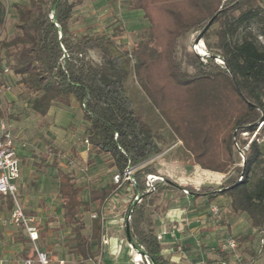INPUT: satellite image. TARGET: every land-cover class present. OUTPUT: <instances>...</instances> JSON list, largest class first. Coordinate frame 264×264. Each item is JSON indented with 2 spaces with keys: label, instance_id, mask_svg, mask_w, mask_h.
I'll list each match as a JSON object with an SVG mask.
<instances>
[{
  "label": "trees",
  "instance_id": "obj_1",
  "mask_svg": "<svg viewBox=\"0 0 264 264\" xmlns=\"http://www.w3.org/2000/svg\"><path fill=\"white\" fill-rule=\"evenodd\" d=\"M81 2L12 3L18 33L12 38L0 39V72L6 66L18 76L15 83L34 95L29 105L36 115H45L54 104L68 107L75 102L87 123L84 139L94 153L107 154L109 165L116 172L123 173L128 167L133 169L132 188L134 195L140 197L135 204L131 200L126 211L130 215L133 243L157 264H170L161 254L162 245L153 229H145L141 224L146 220L148 205L159 193L185 188L163 176L153 180L154 190L147 185V174H154L148 160L160 153L161 148L148 122L134 110L126 93L124 58L134 59L133 71L142 90L163 114L194 163L224 174L217 185L186 189L196 197L226 195L230 210L246 213L250 226L261 230L264 227V166L263 173L253 182L251 175L261 162L264 139L258 141L259 136H255L246 150L241 151L237 146L246 143L239 140L242 133L251 134L260 121L264 124V45L251 31L240 41L236 35L256 21L258 35L264 37V0H129V8L141 11L148 23L140 40L129 50H120L113 35L93 33L73 37L69 20L73 8ZM4 13L5 4L0 0V28ZM215 14L202 36L207 54L200 56L192 50L184 53L186 63L192 68L188 72L176 55L178 38L191 32L196 37ZM213 25H216V39L209 42L207 37ZM93 48L105 55L103 65L91 59L89 49ZM157 73L158 78L167 77L180 90V100L163 99L166 87L163 81L157 80ZM0 115H3L1 107ZM259 131L263 133L264 126ZM238 153H242V160L238 159ZM49 155V151L41 152L34 166L37 170L45 166L55 169L63 225L72 234L69 250L79 256L77 264H85L101 252V206L116 185L92 188L88 198L81 199L83 186L76 183L72 172L59 167L56 152L50 162ZM7 205H12L9 196ZM83 211L94 213L88 232H84ZM40 236H45V230L40 231ZM253 237L254 233H248L236 239L242 245ZM18 239L23 244L20 259L42 264L31 240L22 234ZM218 252L224 256V252ZM251 255L250 264H264V258L257 261L256 252ZM140 264L153 263L141 256Z\"/></svg>",
  "mask_w": 264,
  "mask_h": 264
},
{
  "label": "rangeland",
  "instance_id": "obj_2",
  "mask_svg": "<svg viewBox=\"0 0 264 264\" xmlns=\"http://www.w3.org/2000/svg\"><path fill=\"white\" fill-rule=\"evenodd\" d=\"M26 1L27 0H3L5 4V13L4 22L0 28V39H9L18 33L14 27L17 16L11 4L14 2ZM128 1L129 0H82L80 4L73 8L69 20V29L72 36L79 37L83 34L93 33L113 35L115 44L120 50L131 49L140 40L143 28L147 26L148 23L141 11L129 8ZM215 29L216 25L210 28L207 37L209 42H214L216 39L214 34ZM258 29L259 24L253 21L249 29H240L238 31L236 35L237 41H240L248 31H251L253 34L257 35L258 41L264 45V37L258 35ZM194 37L195 32L187 33L178 38L176 46L177 58L181 60L182 66L188 72H191L192 68L185 61V51L192 50L202 56L193 49ZM203 47V49L207 51L205 44ZM89 55L97 65L101 66L105 62L106 57L98 48L89 49ZM124 61L127 66V75L124 81L126 93L132 102L134 110L142 114L148 122L152 133L158 141L157 143L161 148V152L174 142H181L171 131L163 114L158 108L154 107L149 97L142 90L140 82L135 77L133 71L134 59L124 58ZM158 73L156 75L157 80L163 81L162 84L166 87L163 99L180 100L182 95L180 90L176 88L167 77L165 79L158 78ZM6 78V80H8V93H10V97H8V100H2L0 107L3 115L0 116L6 117L8 124L11 126V130L15 135L16 142L20 146V152L24 159L22 160L24 161L22 168H25L22 172L23 185L18 198H20L24 212H26L28 216L34 218L35 224L40 230H42L44 226L51 229L49 232L46 231L44 238L40 236L39 240H36L38 249L46 254L48 263H58L59 260H63V264H77L80 260L79 256L73 254L69 250V245L72 244V234H70L69 228L63 225L62 201L56 191L55 169L50 166H45L37 170L34 166V162L39 160V154L44 151L50 152L47 160L50 162L53 154L56 152L58 154L59 167L65 171L72 172L76 183L83 186V190L80 193L81 199H86L88 191L101 185L105 179L113 182L112 176L116 170L111 167L106 169L105 166L109 160L106 156L99 159L97 158V164L93 162L94 159H91V157H93L91 146L83 142L86 122L82 118V112L79 108L73 109L63 107L58 109L54 104L49 112H47L50 117L42 118L41 115H36L30 108L29 103L31 99L34 98V95L26 92L20 84L15 83L18 76L9 71ZM53 119L55 121L63 122L68 120L69 123L71 122L64 129L66 132L63 137L57 138V140H53L52 135L47 130L48 126L53 123ZM263 126L264 124L261 126L258 124L257 130L251 134L246 132L242 133L239 140L240 142L244 141L246 143L242 147L237 146V148L241 151L246 150L250 140L255 136H259L258 141L263 140L264 132L262 133L259 131ZM70 144H72V148ZM262 145L263 155L261 162L252 172V182L263 173L264 142H262ZM54 148L57 150L54 151ZM238 159H243L240 153H238ZM154 174L160 175L156 168H154ZM121 188L122 192L119 196L120 200L118 203L120 207L117 209L120 220L117 223L116 231L111 232L108 230L105 235L108 238V243H103L102 246H107L111 242L110 239H113L117 242L116 248L114 249H118L119 252H122L121 256L125 257L123 264H137L136 260H139V256H137V253L127 243L123 229L124 217L128 204L131 200L136 199L134 198L132 185L128 181H123L120 189ZM120 189L118 188L117 191ZM162 203L163 201H160L159 204H157V208H159V206L162 207ZM93 207H95V205ZM82 217L86 225L84 232H88L92 212L83 211ZM4 219L7 220L8 223H6V226L12 223L10 216L3 219L1 218V222ZM12 232L14 233V231L8 230V235H1V237H3V246L12 244ZM42 242L44 243L42 244ZM263 242L264 228L260 232L259 243L257 242L253 248L258 254V257L264 256ZM239 253L243 254L242 263L248 264L250 256H247V253L242 249L239 250ZM13 257L17 259L19 254L15 251L13 252ZM129 258L131 261H128ZM98 259L97 256L95 259L86 261V263L93 264L92 261ZM22 261L23 260H21V264ZM100 264H102L101 260ZM138 264H140V260Z\"/></svg>",
  "mask_w": 264,
  "mask_h": 264
},
{
  "label": "crops",
  "instance_id": "obj_3",
  "mask_svg": "<svg viewBox=\"0 0 264 264\" xmlns=\"http://www.w3.org/2000/svg\"><path fill=\"white\" fill-rule=\"evenodd\" d=\"M8 97H10V93L5 91L2 100H8ZM54 106L58 109L66 107L56 104ZM68 107L73 109L78 108L77 104L73 101ZM41 117L49 118L50 115L46 113ZM70 123L68 120L61 122L53 119V123L48 126L47 130L52 135L53 140H57V138L63 137L66 132L64 129ZM83 142H85V139ZM70 145L72 148V144ZM16 150L20 159V178L17 180L19 196L23 185L22 172L25 168H22L24 162L22 160L24 159L17 142ZM92 152L93 157H91V159H94L93 162L96 164L99 158L104 156L109 158L107 154L94 153L93 149ZM148 163H151L153 167L157 169V172L160 173L159 176L169 178L185 189H197L201 185H217L224 177L223 173L203 169L195 164L192 157L183 148L180 141L174 142L164 151L149 159ZM105 167L106 169H109V160ZM113 185V182L105 179L101 185L95 188H108ZM118 188L120 189V187ZM118 188L115 186L113 187L110 196L101 206L104 235L107 234L108 230L111 232L116 231L117 223L120 220L117 209L120 207L118 203L122 188L117 191ZM186 190L188 191V189ZM7 199L8 196L0 194V259L4 260V264H21L20 257L17 259L14 258L13 252L16 251L19 254L23 248V244L18 237L21 234L25 237L27 236L21 228H18L13 223H9V226H6L8 223L3 224L5 219L1 222V218L9 217L12 210V205L11 207H8L7 205ZM160 201H163L162 207L159 206V208H157V204H159ZM212 206L218 208V216L211 213ZM92 215H94V213H92ZM145 217V222L141 224L145 229L151 227L154 233L159 232L162 228L167 229V233L164 235L160 243L162 245L161 254L169 260L170 264H221L222 262L228 264H243V254L239 253V250L241 249L247 253V256H250L248 263L250 264L252 260L251 252H256L253 248L257 242L259 243L260 232L264 228L256 231L250 226L246 213L232 212L229 207V198L224 194H219L212 198L206 195L196 197L190 193V191L187 193L184 192L183 189L164 190L159 193L158 196L155 197L153 203L148 205ZM8 230L14 231L16 234L12 232L13 237L11 239V245L3 246V237H1V235H8ZM38 230L39 240L41 231L39 227ZM42 230H45V234L46 231H51V229L46 226H44ZM248 233H254L252 240H248L242 245H239L240 243L236 239L238 242L237 250L224 252V256H219V242L222 238L226 236L237 238ZM110 241V244L107 246H102V243L100 244L101 252L98 255V258L101 260L102 264H123L125 257L121 256L122 252H119L118 249H114L116 248L117 242L113 239H110ZM43 243L44 242H42V244ZM137 256L139 255L137 254ZM262 258H264V256L258 257L257 261H260ZM128 261H131V259L129 258ZM84 263L87 264L86 261Z\"/></svg>",
  "mask_w": 264,
  "mask_h": 264
},
{
  "label": "built area",
  "instance_id": "obj_4",
  "mask_svg": "<svg viewBox=\"0 0 264 264\" xmlns=\"http://www.w3.org/2000/svg\"><path fill=\"white\" fill-rule=\"evenodd\" d=\"M7 8V7H6ZM8 9V8H7ZM202 47L204 46L203 42H200ZM199 45L193 44V49L196 51V47ZM204 48V47H203ZM199 53V52H198ZM206 53V51H205ZM204 53V54H205ZM200 54V53H199ZM203 55V54H201ZM10 70L4 66L3 71L0 72V105L2 103L3 93L8 91V80L6 76ZM3 80V81H2ZM263 124V121L259 122V126ZM86 142V141H85ZM240 155L243 157L242 153ZM133 169L128 167L124 170L123 173L116 172L112 176V181L116 187H121L123 181H128L131 185L135 183V179L132 175ZM20 178V159L16 150V140L15 135L11 130V126L8 124L6 117L0 116V194L3 196H9L12 199V210L10 213L11 222L21 228L25 235L33 243L34 249L37 252L38 260L42 264L48 262L47 256L44 252L38 250L36 246V240L39 237V230L35 224V220L32 216H28L24 213L23 207L18 198V186L17 180ZM156 178L162 179V176L155 174H147V185L154 190L153 180ZM184 192H188L186 189H183ZM136 200H140L138 195H134ZM211 213L218 216L219 210L216 206L211 207ZM94 216V215H92ZM130 215L126 214L124 220L129 219ZM103 220V218H102ZM7 220L3 221V224H6ZM167 233L166 228H162L159 232L155 233L157 240L161 241L164 235ZM101 243H108V238L102 234ZM238 248V242L236 238L232 236H226L222 238L219 242V249L223 252L236 251ZM92 260V259H89ZM31 259H25L22 261V264H31ZM93 264H100V259L93 260ZM59 264H63V260H59ZM138 264L139 261L136 260ZM0 264H4V260L0 259ZM221 264H228L222 262Z\"/></svg>",
  "mask_w": 264,
  "mask_h": 264
},
{
  "label": "water",
  "instance_id": "obj_5",
  "mask_svg": "<svg viewBox=\"0 0 264 264\" xmlns=\"http://www.w3.org/2000/svg\"><path fill=\"white\" fill-rule=\"evenodd\" d=\"M216 14L213 15L208 23L202 28V30L197 34V36L194 38L193 40V44L194 45H199L200 42H203L202 40V36L204 34V32L208 29L209 25L211 24V22L213 21V19L215 18ZM207 54V52L205 53ZM218 59V58H216ZM139 197V196H138ZM140 198V197H139ZM137 202V200H134L133 204H135ZM125 236H126V240H127V243L129 244V246L137 253L141 256H145L147 257L153 264H157L153 258L149 257L143 250L139 249L134 243H133V240H132V237H131V234H130V228H129V222H128V219H126L125 221Z\"/></svg>",
  "mask_w": 264,
  "mask_h": 264
},
{
  "label": "bare ground",
  "instance_id": "obj_6",
  "mask_svg": "<svg viewBox=\"0 0 264 264\" xmlns=\"http://www.w3.org/2000/svg\"><path fill=\"white\" fill-rule=\"evenodd\" d=\"M196 51L199 52L200 54H204L205 53V50L203 49L202 46H197L196 47ZM139 255V254H138ZM141 259L140 255H139V260Z\"/></svg>",
  "mask_w": 264,
  "mask_h": 264
}]
</instances>
